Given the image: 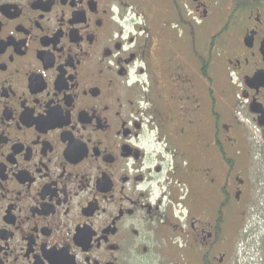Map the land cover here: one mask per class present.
I'll return each mask as SVG.
<instances>
[{
    "label": "flooded vegetation",
    "instance_id": "1",
    "mask_svg": "<svg viewBox=\"0 0 264 264\" xmlns=\"http://www.w3.org/2000/svg\"><path fill=\"white\" fill-rule=\"evenodd\" d=\"M0 264H264V0H0Z\"/></svg>",
    "mask_w": 264,
    "mask_h": 264
}]
</instances>
